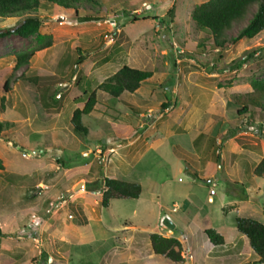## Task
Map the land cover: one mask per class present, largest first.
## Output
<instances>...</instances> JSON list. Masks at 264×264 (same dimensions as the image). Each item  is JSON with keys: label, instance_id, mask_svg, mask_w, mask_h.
I'll return each mask as SVG.
<instances>
[{"label": "rangeland", "instance_id": "obj_1", "mask_svg": "<svg viewBox=\"0 0 264 264\" xmlns=\"http://www.w3.org/2000/svg\"><path fill=\"white\" fill-rule=\"evenodd\" d=\"M205 1L96 0L99 7L85 4L76 14L57 7L40 9L36 15L45 23L39 33L51 35L54 43L16 72H12L15 54L33 47L37 35L22 38L13 33L23 17L0 18L4 34L0 36V121L9 125L0 134L4 169L0 171L4 234L0 264H43L48 259L53 264H172L152 253L147 236L136 237L130 247L120 233L130 223L153 232L159 213L171 210L173 202L181 205L176 191L163 194L167 182L172 189L194 194L189 200L199 208L198 215L183 207L176 212L188 227L223 223V236L229 242L236 233L237 217L264 224V189L259 205L248 212L207 202L211 189L220 197L223 183H228L216 169L220 163L209 170L215 176L209 184L202 180L209 167L202 174L199 171L200 160L211 156L222 130L247 132L252 140L261 141L264 153V119L250 122L237 116L240 106L235 102L237 95L251 91L252 81H264V33L233 42L255 13L254 6L225 32L221 48L213 47L211 34L190 17L193 8ZM79 57L82 61L77 64ZM123 66L151 77L135 93L119 99L98 91L94 110L82 117L87 133H76L70 119L85 100L84 92ZM10 74V91L4 92ZM22 74L60 79L50 91L59 100L50 97L57 111L41 105L39 90L20 78ZM197 127L203 136L193 144ZM208 138L211 147L204 152ZM32 149L45 154L21 157V152ZM183 161L196 171L195 182ZM179 166H183L180 173ZM8 177L19 183L12 184ZM103 178L139 184L142 194L137 200H112L101 208ZM80 183L91 189H76ZM50 202L61 204L46 214ZM162 205L166 209L161 211ZM220 248L213 254L218 256Z\"/></svg>", "mask_w": 264, "mask_h": 264}, {"label": "trees", "instance_id": "obj_2", "mask_svg": "<svg viewBox=\"0 0 264 264\" xmlns=\"http://www.w3.org/2000/svg\"><path fill=\"white\" fill-rule=\"evenodd\" d=\"M85 4L99 7L96 0H0L1 19L23 17L19 26L13 29V33L22 38L37 35L38 39L33 47L15 54V64L12 72H16L18 69L28 65L36 53L50 48L54 43L51 35H40L39 33L45 21L36 15L38 10H51L53 7H57L65 10H74L76 14L80 7H83ZM254 6L256 7V11L249 23L233 39V42H237L244 38L253 39L260 33H264V0H207L195 6L191 11L190 17L197 27L206 29L211 34L212 46L221 48L224 43L225 32L233 24L243 21L249 9ZM169 15L171 16V13ZM84 20L90 19L85 18ZM3 35L0 33V36ZM81 61L82 57H79L77 64ZM150 77V73L123 66L117 72L97 84L95 88H89L87 92H84L85 100L82 102L80 108H76L72 113L70 125L73 130L76 133H87L86 126L81 123L82 117L89 115L94 110L97 104L98 91L106 93L111 98L119 99L123 94L135 93L141 84ZM20 78L33 83L36 89L39 90V100L47 111L58 110L56 104H52L50 101V97L54 98V102L59 101L56 99V92L53 95L50 91L60 82V79L53 76L28 78L24 74ZM12 80L13 74H10L2 86L4 92L10 91ZM235 102L240 106L236 110L237 116H242L249 120L264 119V81H252L251 91L237 95ZM166 106L168 105H162V108ZM8 126V123L0 121V134ZM3 170L2 162L0 161V171ZM253 174L257 177L264 176V159L255 166ZM7 180L12 184L19 183L12 177H8ZM85 189L90 190L91 188L85 183ZM141 194L142 188L139 184L114 178H103L100 207L107 208L112 200H137ZM32 197L34 196L30 195V198ZM235 227L238 234L247 240L248 246L258 258V263L263 264L264 224L253 219L237 217L235 219ZM203 232L214 249L224 245V238L215 229L206 228L203 229ZM3 236L0 229V243ZM148 238L151 251L155 256L162 257L172 264H182L184 262L183 248L179 240L172 237L166 238L156 233L150 234Z\"/></svg>", "mask_w": 264, "mask_h": 264}, {"label": "crops", "instance_id": "obj_3", "mask_svg": "<svg viewBox=\"0 0 264 264\" xmlns=\"http://www.w3.org/2000/svg\"><path fill=\"white\" fill-rule=\"evenodd\" d=\"M247 121L248 120H246V125L248 126L249 124ZM201 124L202 122L199 125ZM202 125L204 130L206 128L207 131H210L208 124ZM251 128L252 126L250 125L248 129ZM197 129L198 134L193 136V144L198 142L203 136V133L199 132L200 127H197ZM228 129L225 131L222 130L221 132V137L225 136L227 133L229 134L227 138H223V141L221 140L220 136L215 138L214 150L210 157L200 160L201 166L199 171L200 174H202L204 169L209 167V171L216 166V163H220L221 165H218L216 169L224 174L225 179L228 180V183H223L220 197H218L219 194H217L215 191L214 196H212L214 198L208 195L207 202L212 205L218 203L220 208L222 205L226 206L227 204L228 208L230 209H243L248 212L252 208L256 209V205H259L258 199L263 197L262 190L264 189V176L257 177L253 174L255 166L262 159H264L263 149H261L262 143L261 141L257 142L255 139L252 140L251 136L248 137L249 134L247 132H241L240 129L235 131V133L230 132ZM209 138L207 141H205V144H203L204 152L207 151L209 146L211 147V144H209L211 142ZM216 151L219 152L217 153ZM183 163L187 166L189 165L185 161H183ZM188 167L191 172H187V175L193 173L195 175L196 171L192 170L190 166ZM182 169L183 166H179L178 172H182ZM195 180H197V175L195 179H192L193 182H195ZM202 180L204 183L209 184L215 180V176L212 171H209L206 173V175H204ZM166 185L170 184L168 182L163 184V188L165 189L163 194L170 195L176 191L177 197L180 200L182 206L173 202L171 210L159 213L160 215L157 220V226L153 232L139 230L131 223L124 224L120 233L124 239H127L126 242H129L128 245H130V247H132L134 244L136 237L139 236L142 238L147 236L148 242V236L150 234L156 233L166 238L172 237L179 240L184 251L183 253L190 257V259H186L183 255L184 260H186L188 264H259L258 258L248 246L247 241L242 236H240L237 231L234 233V237L229 242H226L223 236V231L225 230L224 228L226 226H224L223 223H220L219 226L213 227L224 238V245L220 248V253L218 256L213 254L215 249L210 244L208 238L203 232V229L206 228H196L195 225L191 224V226L196 228V231H198L199 234H202L200 236L195 231V229H193L191 226L188 227V224H183V222L176 218V212L178 211L179 207L188 208L194 211L195 214L199 212V208L189 200L190 195L194 194H192V192L189 190L185 192L183 188H178L175 190ZM214 186L215 184H211L210 187ZM227 186H230L231 189L227 188ZM209 198L212 199V202L208 201ZM165 207L166 206L162 205L160 210L162 211L166 209ZM263 209L264 207L261 209V212L264 217ZM163 217L169 219L172 222L174 225L173 229H169L162 224ZM178 229L179 234L176 235L175 232ZM137 243H139V241Z\"/></svg>", "mask_w": 264, "mask_h": 264}, {"label": "built area", "instance_id": "obj_4", "mask_svg": "<svg viewBox=\"0 0 264 264\" xmlns=\"http://www.w3.org/2000/svg\"><path fill=\"white\" fill-rule=\"evenodd\" d=\"M111 27H112L111 32H113V30H115L114 24ZM114 34H115V32H114ZM44 154H45L44 150L32 149V150H29V151L21 152V157L25 158V159H30V158L39 157V156L44 155ZM87 156H88L87 154H84V157H87ZM46 188L47 187H42L41 190H46ZM214 194H215V191L213 189H211L209 191V195L212 197V196H214ZM208 201L212 202V199L209 198ZM60 204H61V202H59V203L50 202L49 203V209H47L46 214H51L54 211V209H56ZM33 219H37L36 216H33ZM33 221H35V220H33ZM43 264H53V261H52V259H48Z\"/></svg>", "mask_w": 264, "mask_h": 264}, {"label": "water", "instance_id": "obj_5", "mask_svg": "<svg viewBox=\"0 0 264 264\" xmlns=\"http://www.w3.org/2000/svg\"><path fill=\"white\" fill-rule=\"evenodd\" d=\"M188 176H189L191 179H195V178H196V175H194V174H188ZM83 185H84L83 183H80V184L76 187V189L82 187ZM163 225L166 226V227L169 228V229H173V228H174V225L172 224V222H171L169 219H167V218L163 220Z\"/></svg>", "mask_w": 264, "mask_h": 264}]
</instances>
